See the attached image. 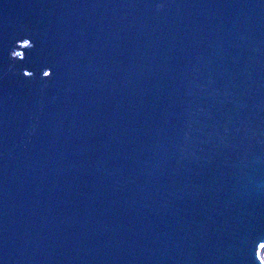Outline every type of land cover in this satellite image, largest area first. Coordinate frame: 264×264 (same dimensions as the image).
<instances>
[{
    "label": "water",
    "instance_id": "1",
    "mask_svg": "<svg viewBox=\"0 0 264 264\" xmlns=\"http://www.w3.org/2000/svg\"><path fill=\"white\" fill-rule=\"evenodd\" d=\"M0 264H264V0H0Z\"/></svg>",
    "mask_w": 264,
    "mask_h": 264
},
{
    "label": "clouds",
    "instance_id": "2",
    "mask_svg": "<svg viewBox=\"0 0 264 264\" xmlns=\"http://www.w3.org/2000/svg\"><path fill=\"white\" fill-rule=\"evenodd\" d=\"M24 40L29 41L28 39H24ZM29 42H30V41H29ZM19 43H20V41L17 43V47L19 46ZM30 47H32L31 42L29 43V47H28V48H30ZM15 52H16V50H13V51L10 52V57L13 58V59H17V58H19V57H17L16 55H14ZM48 71H49V70H48ZM49 72H50V71H49ZM23 75H24L25 77H30L32 74L29 73V72H27V71H25V72L23 73ZM48 77H49V76H48ZM45 78H47V77H45ZM256 257H257V256H256Z\"/></svg>",
    "mask_w": 264,
    "mask_h": 264
}]
</instances>
